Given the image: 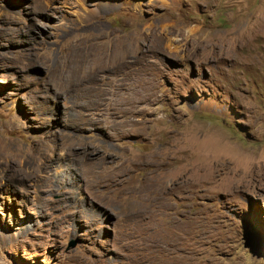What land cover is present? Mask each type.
<instances>
[{
    "label": "rangeland",
    "instance_id": "obj_1",
    "mask_svg": "<svg viewBox=\"0 0 264 264\" xmlns=\"http://www.w3.org/2000/svg\"><path fill=\"white\" fill-rule=\"evenodd\" d=\"M0 264H264V0H0Z\"/></svg>",
    "mask_w": 264,
    "mask_h": 264
},
{
    "label": "bare ground",
    "instance_id": "obj_2",
    "mask_svg": "<svg viewBox=\"0 0 264 264\" xmlns=\"http://www.w3.org/2000/svg\"><path fill=\"white\" fill-rule=\"evenodd\" d=\"M128 39V38H127ZM130 39H131V41L132 42H134L135 44L137 43V41H136V37H132V36H130ZM138 40V43H139V39H137ZM124 41H125V39H124ZM128 41V40H127ZM126 41V42H127ZM129 43V42H128ZM124 44V43H123ZM125 45V44H124ZM137 45V44H136ZM99 46H101V47H99ZM128 46V45H127ZM133 46V45H132ZM131 46V47H132ZM124 46L122 45V42L121 43H119V42H116L115 43V45H114V47H113V45H109L108 43L106 44V43H102L101 45H98V48L100 49V52L101 53H103V52H105L103 55H100L101 57H108V59H107V62L108 63H112V64H116V65H119L120 63H126V64H128L129 63V61H127L126 59H123V58H125L130 52H129V50L128 49H130L129 47H128V49H126L125 48V50H123L124 48H123ZM132 48H134V47H132ZM131 48V49H132ZM135 48H136V46H135ZM132 50H134V49H132ZM137 50H139V51H141L140 49H138L137 48ZM136 50V51H137ZM134 52H135V50H134ZM133 51H132V53L133 54H135ZM131 53V54H132ZM138 53V52H137ZM132 54V55H133ZM135 55H137V54H135ZM99 56V57H100ZM133 58H135V57H133ZM132 58V59H133ZM136 59V58H135ZM123 63V64H124ZM125 64V65H126ZM134 65H135V61H134ZM121 66V65H120ZM130 66V65H129ZM138 66V65H137ZM120 68V67H119ZM123 68V67H122ZM133 68V67H132ZM96 69H98V67L95 65V63H93V62H91L89 59H87V55H85V56H83V54L77 59V61H76V66L70 71V73H69V76L70 77H67L68 78V80H78V79H81V78H85V76L86 75H89L90 73L89 72H91V71H93V70H96ZM99 72V71H98ZM118 72H119V74L118 75H122L123 77L122 78H126V77H128V76H130V75H132V74H135V72H136V69L135 68H133L131 71H128V69L126 68H123V69H119L118 70ZM110 73V72H109ZM102 74V73H101ZM98 76L99 75H96V76H94V78L92 79L93 80V82H92V84H95L96 83V80H97V78H98ZM138 76V75H137ZM89 78V77H88ZM67 80V81H68ZM89 81V80H88ZM87 81V82H88ZM115 81V80H114ZM85 81H83L82 83H84ZM105 82V81H104ZM71 84V83H70ZM70 84H69V86H70ZM77 84V83H76ZM99 84V83H98ZM80 85V84H79ZM88 85V84H87ZM77 85H75V87H76ZM119 86V85H118ZM101 87H103V86H101ZM111 87H112V85H111ZM117 87V86H116ZM120 87V86H119ZM107 89V88H106ZM111 89V88H110ZM115 89V88H114ZM122 89H123V87H122ZM109 90V89H108ZM121 90H119V92H120ZM114 92V91H113ZM117 92V91H116ZM136 92V91H135ZM110 93H112V92H110ZM97 94V93H96ZM119 94V93H118ZM78 95V94H77ZM112 95V94H111ZM94 96H96V95H94ZM93 96V97H94ZM110 96V95H109ZM129 96V95H128ZM114 97V96H113ZM135 97V96H134ZM137 97V96H136ZM99 99V98H98ZM132 100V99H131ZM101 102H102V100H101ZM89 103V102H88ZM132 104V103H131ZM90 105V104H89ZM99 105H101V103L99 104ZM94 106V105H93ZM90 107V106H89ZM98 107V106H97ZM120 112V111H119ZM122 114V113H121ZM133 114V113H132ZM112 118V117H111ZM143 161H144V159H143ZM121 174H122V172H114L112 175H110V176H112V177H109V181L110 182H113V181H115V180H117L120 176H121ZM153 180H154V178H153ZM153 180H151L152 182H153ZM148 182V181H147ZM151 190L152 189H150V188H147V189H145L144 190V192H140V196H141V200H144V201H142V202H140V203H138L137 204V207H138V209H133V211L131 212V214L134 216L135 215V217H137V216H140V215H143V214H145L147 211H148V207H147V201L148 200H150V201H153L154 200V198H153V196H152V193H151ZM138 197V196H137ZM140 200V201H141ZM149 212V211H148ZM160 241H161V238H159L158 240H157V243H160ZM160 245V244H159ZM167 245H168V243H167Z\"/></svg>",
    "mask_w": 264,
    "mask_h": 264
}]
</instances>
